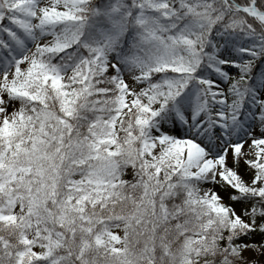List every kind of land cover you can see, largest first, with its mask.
Returning a JSON list of instances; mask_svg holds the SVG:
<instances>
[{"label":"snow or ice","instance_id":"snow-or-ice-1","mask_svg":"<svg viewBox=\"0 0 264 264\" xmlns=\"http://www.w3.org/2000/svg\"><path fill=\"white\" fill-rule=\"evenodd\" d=\"M0 264H264V0H0Z\"/></svg>","mask_w":264,"mask_h":264}]
</instances>
